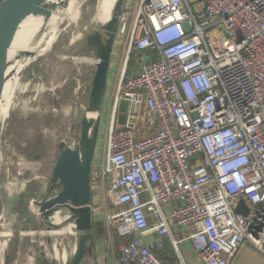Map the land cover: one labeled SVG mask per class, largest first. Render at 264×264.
<instances>
[{
    "label": "built area",
    "instance_id": "obj_1",
    "mask_svg": "<svg viewBox=\"0 0 264 264\" xmlns=\"http://www.w3.org/2000/svg\"><path fill=\"white\" fill-rule=\"evenodd\" d=\"M133 2L119 17L124 61L91 170L92 203L106 189L110 222L132 236L118 264H177L165 240L176 256L189 241L201 264H237L243 247L264 258V0ZM213 28L224 38L209 41Z\"/></svg>",
    "mask_w": 264,
    "mask_h": 264
},
{
    "label": "rangeland",
    "instance_id": "obj_2",
    "mask_svg": "<svg viewBox=\"0 0 264 264\" xmlns=\"http://www.w3.org/2000/svg\"><path fill=\"white\" fill-rule=\"evenodd\" d=\"M135 1L134 7L139 0ZM96 3L97 0H86L82 10L90 9ZM195 10H200V7L197 5ZM52 19L62 21L60 35L55 44H52L53 47L42 53L36 52L38 58L31 61L32 64L23 66L12 75L7 90L8 106L4 108L0 118V242L7 243L6 250L1 253L2 264H65L62 263L61 256L54 258V238L47 234L48 229L37 212V202L50 192L52 196L60 192L51 182L53 168L60 154L59 143L65 142L73 149L78 147L81 121L87 112L91 83L96 71V58L87 48L86 38L103 25L86 31L83 20L78 23L69 22L66 12L56 14ZM220 32L218 28L209 30L207 39L215 42L224 38ZM49 37L51 35L48 34L39 37L43 41L40 50L46 47ZM125 42L126 38L116 36L108 77V95L105 96L101 112L95 154L97 159L104 157L110 104L117 81L112 74L117 75L120 71L124 61ZM138 55H132L129 68L139 65ZM144 129L146 134L150 133L151 128L147 124ZM106 193L105 189L102 196L94 198L95 221H104L110 237L105 239L103 247L110 254H115L114 236L118 235V231L108 217L112 206L105 197ZM174 232L178 240L185 233L179 228H174ZM131 237H122L121 242L128 241ZM148 241L153 242L154 239L151 241L149 238ZM75 242V236L65 235L61 249L66 248L70 252ZM189 244L180 245L184 256H191L184 248ZM191 253L193 254L192 251ZM252 253L257 254L253 250ZM257 255L241 256L240 253L237 256L238 264H264V258Z\"/></svg>",
    "mask_w": 264,
    "mask_h": 264
},
{
    "label": "water",
    "instance_id": "obj_3",
    "mask_svg": "<svg viewBox=\"0 0 264 264\" xmlns=\"http://www.w3.org/2000/svg\"><path fill=\"white\" fill-rule=\"evenodd\" d=\"M70 2L71 0H0V118L9 50L23 21L27 15L33 14L42 16L47 22L55 12L67 9ZM124 2L125 0H118L112 19L86 38V46L94 53L97 62L87 112L81 121L79 144L76 149H73L65 142L59 143L60 154L53 168L51 182L54 187L60 189V192L55 196H52L50 192L37 202L39 216L49 231L59 228L51 222V215L59 214L65 209L70 213L68 223H75V228L79 233L78 244L74 255L66 264H81L86 256L93 254L95 246L91 170L95 160L113 46ZM185 28L188 26L186 25ZM25 55L32 56L30 53H25ZM126 109L127 103L122 102L120 104V125L125 122ZM236 212L246 215L248 209L241 203ZM0 264H2L1 253Z\"/></svg>",
    "mask_w": 264,
    "mask_h": 264
},
{
    "label": "bare ground",
    "instance_id": "obj_4",
    "mask_svg": "<svg viewBox=\"0 0 264 264\" xmlns=\"http://www.w3.org/2000/svg\"><path fill=\"white\" fill-rule=\"evenodd\" d=\"M117 1L118 0H97V3L95 4V6H93L90 9L88 8L85 11H83L82 6L86 2V0H71L67 9L55 12L53 14V16L51 17V19L53 17H55L56 14H62L64 12H66L67 15L69 16V22L78 23V21L83 20L84 21V29L87 31L88 29H90L92 27L96 28L100 25H104L106 22L111 20L113 17L114 8H115ZM51 19L49 21L45 22L42 16L29 14V15H27V17L23 21L21 27L19 28V30L15 36V39L12 43V46L9 50V56H8V60H7V64H6L5 87H4V92H3L1 114L4 110V108L8 106V104H6L7 96H8L7 90H8V83L11 80L10 78L12 77V75L14 73L18 72L20 69H22L23 66H27V65L32 64L31 61L38 58V54L36 55V52L42 53V52H45L46 50L50 49L52 44L56 41V39L60 35V23H62V21L55 20V19L51 20ZM43 34L51 35V37H49L50 39L46 43L47 44L46 47L44 49L40 50V48H42V45H43V41L40 38ZM37 38H39V39H37ZM60 45H62V44H60ZM25 53H30V54L35 53V55L26 56ZM81 59H83V58H81ZM89 59H91V58H88V60ZM76 61H78V60L76 59ZM96 62L97 61L95 59V63ZM34 136H36V135H34ZM69 137L70 136H68V138ZM29 165H31V164H29ZM37 209L36 210L39 213L38 205H37ZM50 218H51V222L53 224H56L59 226V228L57 230H52V231L48 230L47 231L48 236L54 238V243L52 245V253L56 249V254H55L54 258L57 259L58 257L61 256L62 263L66 264L67 262H69V260L72 258V256L74 255V253L76 251L77 244H78L77 238H78L79 233L75 228L74 222L68 223V220L70 218V213L68 210L65 209L59 214H53V215H51ZM68 234L73 235L76 238V242L73 245L70 252L66 248L61 249V246H63L62 238H64L65 235H68ZM6 248H7V243L0 242V253H3L6 250Z\"/></svg>",
    "mask_w": 264,
    "mask_h": 264
},
{
    "label": "crops",
    "instance_id": "obj_5",
    "mask_svg": "<svg viewBox=\"0 0 264 264\" xmlns=\"http://www.w3.org/2000/svg\"><path fill=\"white\" fill-rule=\"evenodd\" d=\"M138 56L142 57L140 54ZM106 94H107V92H106ZM108 127H109V125H108ZM145 136H147V134H145ZM92 208H93V203H92ZM95 217L96 216H94V227H95V225H101L102 224L106 230V234H105L104 238L95 240V246H94L93 254L91 256H86V258L84 259V261L81 264H84V263L85 264H118V252H119L118 249L120 248V246L122 245L123 242L121 243V238L119 237V235H115L114 239L116 241V246H115L116 252H114L115 254H110L109 251L106 249V247H103V245L106 244L105 239L110 237L108 235L109 230H108V228L105 225L103 220L96 223ZM93 234H94V230H93ZM174 235H175V232H174ZM182 237H184V236H182ZM153 239H154L153 237H150L151 241H153ZM182 243H188L189 244V241H184ZM167 245L172 249L171 254L169 253L171 256L165 252L166 254L165 253L164 254L166 256H163V257L166 260H168L169 262L178 264L181 262V259H182L183 264H201L200 260L198 259V256H196L197 254H195L196 252L193 251V248L190 244L185 246L184 248H185V251H187L191 254V256H184V254H182V256H176V253L174 252V249L170 245V242L168 240H165V248L167 247ZM250 249L251 248H249V247H243L240 250L239 254L241 253V256H255V255H257L255 253H252L253 249L251 251H250ZM191 251L193 252V254L191 253ZM239 254H238V256H239ZM192 255H194V256H192ZM238 263H239V261L237 259V264Z\"/></svg>",
    "mask_w": 264,
    "mask_h": 264
},
{
    "label": "trees",
    "instance_id": "obj_6",
    "mask_svg": "<svg viewBox=\"0 0 264 264\" xmlns=\"http://www.w3.org/2000/svg\"><path fill=\"white\" fill-rule=\"evenodd\" d=\"M136 53V52H135ZM134 53H132V55H133ZM136 54H138V53H136ZM105 234H106V230H105V228H104V226L101 224V225H95V227H94V237H95V240H98V239H101V238H104L105 237ZM130 240H128V241H125V242H123V243H128ZM122 243V242H121ZM172 249L167 245V247H166V253L168 254V255H170L171 254V251ZM119 253V252H118ZM165 253V254H166ZM170 253V254H169ZM171 256V255H170Z\"/></svg>",
    "mask_w": 264,
    "mask_h": 264
}]
</instances>
